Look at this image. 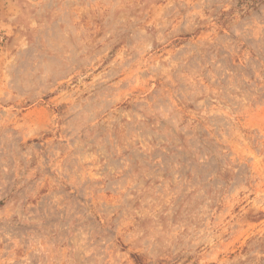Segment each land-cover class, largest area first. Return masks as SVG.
Masks as SVG:
<instances>
[{
	"label": "rangeland",
	"instance_id": "1",
	"mask_svg": "<svg viewBox=\"0 0 264 264\" xmlns=\"http://www.w3.org/2000/svg\"><path fill=\"white\" fill-rule=\"evenodd\" d=\"M0 264H264V0H0Z\"/></svg>",
	"mask_w": 264,
	"mask_h": 264
},
{
	"label": "trees",
	"instance_id": "2",
	"mask_svg": "<svg viewBox=\"0 0 264 264\" xmlns=\"http://www.w3.org/2000/svg\"><path fill=\"white\" fill-rule=\"evenodd\" d=\"M133 256H134L135 260H136L137 262H139V258H138V256H137V255H133Z\"/></svg>",
	"mask_w": 264,
	"mask_h": 264
}]
</instances>
